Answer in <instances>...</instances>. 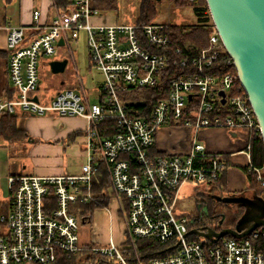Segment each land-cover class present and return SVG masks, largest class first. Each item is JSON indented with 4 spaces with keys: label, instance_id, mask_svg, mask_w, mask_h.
I'll return each mask as SVG.
<instances>
[{
    "label": "built area",
    "instance_id": "2783aa9c",
    "mask_svg": "<svg viewBox=\"0 0 264 264\" xmlns=\"http://www.w3.org/2000/svg\"><path fill=\"white\" fill-rule=\"evenodd\" d=\"M93 1L74 0L71 7L57 10L48 23H40L41 13L35 9L31 26L10 22L4 26L7 76L13 95H0V113L84 118L87 154L77 174L9 176L10 208L0 214L4 226L0 264H54L59 254L69 257L82 250L114 258L118 264H264L263 227L241 237L226 235L211 242L197 235L191 239L195 234L186 233L194 219L173 215L182 184L203 182L212 187L225 168L219 154L210 153L198 141L201 130L222 128L241 133V151L249 159L252 138L259 132L247 95L231 93L233 76L209 72L218 60L232 62L216 29L212 26L207 46L197 55H182L179 48H170L169 21L98 23L93 18L101 14ZM27 29L31 36L26 35ZM81 34L89 66L102 76L96 101H89L76 73L78 86H59L54 94L40 95L43 64L39 58L70 49ZM170 66L181 67L182 72H170ZM167 74L166 98L157 100L146 116L132 115L122 95L158 85ZM219 91L225 93L224 103ZM217 102L226 103L230 113L217 114ZM107 120L114 121L119 130L101 135L98 124ZM166 125L189 130L191 139L185 151L156 150L157 133ZM205 157L211 161L206 166L201 160ZM100 168L111 192L102 209L110 215V205L115 203L120 238L115 241L89 224L96 245H82L79 204L97 200L93 178ZM257 179L264 185L259 172ZM138 237L155 238L165 246V253L143 260L135 251L130 260L123 253L126 242L134 245Z\"/></svg>",
    "mask_w": 264,
    "mask_h": 264
},
{
    "label": "crops",
    "instance_id": "0c3cea01",
    "mask_svg": "<svg viewBox=\"0 0 264 264\" xmlns=\"http://www.w3.org/2000/svg\"><path fill=\"white\" fill-rule=\"evenodd\" d=\"M0 2V95L12 97L13 88L7 76L8 50L5 24L10 22L13 25L31 26L32 11L35 9L41 13L40 23H48L58 9L53 6V0H0ZM93 20L98 23L118 22L116 17L113 18L105 14L94 17ZM30 32L31 29H27L26 35L31 36ZM68 74L66 79L59 77L51 85L59 87L65 86L67 83L70 87L78 86L74 73ZM81 84L87 94L82 80ZM98 84H96L97 91ZM16 120L18 128L24 130L26 136L20 141L11 143L0 139V214L6 213L10 208L9 176L77 174L79 170L69 171L65 164L64 154L68 150L78 151V154L86 160L87 148L83 131L87 122L84 118L18 113ZM50 125L54 132L49 130ZM55 127H58L59 131L55 130ZM67 136L72 138L67 140ZM190 139L188 129L166 125L159 129L155 147L159 152H183L188 148ZM198 141L203 143L210 153H217L220 158L226 156L231 162V165L225 170L223 193L253 194L256 192L248 187L245 173L240 167L249 164L250 160L241 151L243 146L241 133L231 129L205 128L199 132ZM96 210L105 214L102 208ZM97 224L100 225V223H95V228L98 226ZM1 231H3L2 226L0 227Z\"/></svg>",
    "mask_w": 264,
    "mask_h": 264
},
{
    "label": "trees",
    "instance_id": "16d2710c",
    "mask_svg": "<svg viewBox=\"0 0 264 264\" xmlns=\"http://www.w3.org/2000/svg\"><path fill=\"white\" fill-rule=\"evenodd\" d=\"M139 9L138 15L135 19V23H151L155 22L157 16V3L156 0H138ZM166 2L174 5L175 7L191 6L192 11L196 17V20L191 23H171L167 33L170 36V48L173 51L176 48L180 49V54H187L188 56H194L199 51L207 46L208 35L212 29V22L207 11L205 0H199L196 5L191 4L188 0H165ZM74 4V0H53V6L58 10H65ZM93 7L97 8L99 12L113 11L117 8V0H94ZM31 35V32L29 33ZM170 72L178 74L182 72L181 67L170 66ZM169 72V73H170ZM209 72L221 76L226 73H230L233 76L231 93L242 94L245 93L241 87L235 67L233 63L218 60L214 63V66L209 69ZM170 75V74H169ZM168 74L162 76L160 83L155 86L137 88L130 91L128 94H123L122 99L125 101L127 109L132 115L146 116L150 113L152 106L161 98H166L168 95ZM193 101L188 102L190 104ZM191 106V104H190ZM215 108L217 114L226 116L230 113L228 107L225 104L216 103ZM18 113H0V139L6 140L9 143L20 141L26 136V132L19 129L17 126ZM98 130L101 135H107L108 133H114L119 130L116 123L112 120L98 124ZM70 137V138H69ZM71 139V136H68ZM67 139V140H69ZM200 160V159H199ZM203 165H209L211 163L209 158H202ZM221 160L224 162L225 168L221 169L220 176L212 182L211 189L225 190V170L231 165V162L226 156H223ZM196 164H200L196 161ZM249 166L252 168L249 170ZM245 173V178L250 189L256 192L264 193V185L257 179V174L261 175L264 179V145L260 137V133L257 132L251 141L250 160L249 164L240 166ZM258 169V172L256 171ZM93 190L97 193V200L91 201L86 204H79L80 206V220L83 225H88L92 221V215L95 209L103 208L108 205L110 199V189L108 179L103 168H100L98 173L93 178ZM197 204L206 209L194 215L188 213L185 216L194 217V221L190 224V228L204 223L212 222L214 212L211 204L205 202L204 199H197ZM203 210V211H202ZM1 227V223H0ZM190 238H197L196 235H191ZM165 246L160 244L155 238L152 237H138L135 239L134 245L130 241L126 242L123 253L128 256L130 260L133 259L134 252L143 260H147L151 257H158L164 254ZM80 254H85L84 259H80ZM54 264H118L116 259L101 256L95 254L89 250H82L67 257L64 254H59L57 261Z\"/></svg>",
    "mask_w": 264,
    "mask_h": 264
},
{
    "label": "water",
    "instance_id": "95a60500",
    "mask_svg": "<svg viewBox=\"0 0 264 264\" xmlns=\"http://www.w3.org/2000/svg\"><path fill=\"white\" fill-rule=\"evenodd\" d=\"M205 3L211 22L232 59L239 83L253 109L264 145V0H205ZM62 43L63 40L59 39L58 44ZM67 62V58L50 60V72L63 73ZM218 93L221 103H224L225 93ZM213 197L216 201L243 208L234 226L223 227L219 231L209 227L205 230L191 228L186 234H195L215 242L226 235L241 237L258 227L264 228L262 195L228 194Z\"/></svg>",
    "mask_w": 264,
    "mask_h": 264
},
{
    "label": "rangeland",
    "instance_id": "374dc122",
    "mask_svg": "<svg viewBox=\"0 0 264 264\" xmlns=\"http://www.w3.org/2000/svg\"><path fill=\"white\" fill-rule=\"evenodd\" d=\"M1 3V2H0ZM157 3V16L154 19L155 22H171V23H191L196 20V17L192 11L191 6H185L182 8L175 7L174 5L166 2L165 0H158ZM1 5V4H0ZM139 1L138 0H117V8L113 11L100 12V14H105L106 16L116 17L119 23H135V19L138 15ZM57 58H67L68 62L65 71L61 74H52L49 69L48 62ZM41 64L40 74L42 80L40 81L39 94L51 95L56 91V87L52 86L51 83L57 81L59 77L66 79L68 73H76L78 78L82 80L84 87L87 91V97L90 102L96 101V96L98 91L96 89V84L101 81V74L95 70L93 67L89 66L86 41L84 34L80 35V38L76 42H71V48L61 50V53L53 56H43L39 58ZM69 75V74H68ZM71 75V74H70ZM75 77V76H74ZM75 82V81H74ZM68 87L66 83L65 86ZM76 117V116H75ZM49 130L54 132L53 127L50 125ZM55 130L59 131L58 127ZM70 138V137H69ZM67 136V139H69ZM70 140V139H69ZM70 142V141H69ZM14 148H12L13 150ZM76 149V148H74ZM16 150V148H15ZM14 151V150H13ZM64 161L69 171H78L80 166L85 163V158L78 154V151L68 150L64 154ZM213 194L218 195H228L229 193H223L220 189H211L209 185L200 182H186L182 184L178 189V198L175 202L173 209V215L179 217L180 215H185L186 213L194 215L201 212V209L206 211L205 208L197 204V199H204L211 204L214 212V219L212 222L220 221L225 227H231L238 217L242 214L243 208L230 205L225 202H220L212 200L209 198ZM111 214H104L102 211L95 210L92 215L91 225L95 226V223H100L97 229L105 235H111L114 240H119V220L118 215L115 210V203L110 205ZM101 210V209H100ZM202 210V211H203ZM191 218H194L191 216ZM2 229L4 226L2 225ZM79 241L82 245H96L93 242V234L91 226L80 225L79 228ZM85 254H80V259H84Z\"/></svg>",
    "mask_w": 264,
    "mask_h": 264
},
{
    "label": "flooded vegetation",
    "instance_id": "af4514ba",
    "mask_svg": "<svg viewBox=\"0 0 264 264\" xmlns=\"http://www.w3.org/2000/svg\"><path fill=\"white\" fill-rule=\"evenodd\" d=\"M241 194H244V195H247V196L248 195H253V194H257V195L259 194V195H262L264 197V193H262V192H259V193L258 192H254L253 194H248V193H241ZM213 195H216V194H213ZM213 195H211L209 198H211L212 200H216L213 197ZM222 196H224V195H222ZM234 224L231 225V227H233ZM206 227H209V228H212V229H214L216 231H219L221 228H223L225 226L222 225V222L219 223V221H216V222H211V223L210 222H204V223H201V224H198V225L194 226L193 228H197V229L203 228L205 230Z\"/></svg>",
    "mask_w": 264,
    "mask_h": 264
}]
</instances>
